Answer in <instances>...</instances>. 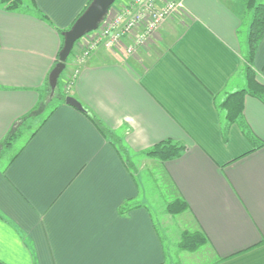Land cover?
I'll use <instances>...</instances> for the list:
<instances>
[{
	"label": "crops",
	"instance_id": "1",
	"mask_svg": "<svg viewBox=\"0 0 264 264\" xmlns=\"http://www.w3.org/2000/svg\"><path fill=\"white\" fill-rule=\"evenodd\" d=\"M20 1L16 10L0 5V145L33 129L0 163V264H166L151 210L137 201L145 172L187 204L163 224L173 218L180 235L205 236L192 254L264 264V103L244 100L255 144L236 124L224 136L218 109L246 87L252 12L242 0H168L182 9L149 42L145 64L98 49L67 94L85 113L46 87L60 32L89 0ZM128 2L117 0L108 16ZM88 38L75 44L77 58ZM251 67L264 85V34ZM167 140L185 151L166 162L145 156Z\"/></svg>",
	"mask_w": 264,
	"mask_h": 264
},
{
	"label": "trees",
	"instance_id": "2",
	"mask_svg": "<svg viewBox=\"0 0 264 264\" xmlns=\"http://www.w3.org/2000/svg\"><path fill=\"white\" fill-rule=\"evenodd\" d=\"M91 1L92 0L88 1L86 7L91 3ZM242 3L247 10L252 12V20H251L250 29L248 33V40H247L248 52L245 57L246 87L243 90H239L231 94H227L222 100V102L219 104L218 109L224 113V120H225V125L223 127L224 136L226 135L228 127L233 124H236L240 127V129L242 130L244 135L250 140V142L255 144V142L250 137L247 127L244 125L242 121V116H243L245 97L247 96L254 97L260 100L262 103H264V85L257 81L256 74L251 67L252 59L255 54L257 45L264 34V3H261L258 0H242ZM0 5H4L8 10H16L20 8L21 1L0 0ZM86 7L84 8V10L86 9ZM63 32L64 31H61L60 34H62ZM46 92L50 94V89L48 85L46 87ZM52 96H53V100L58 99L60 101H64L65 98L67 97V95L64 96L57 90H55ZM15 136L16 135L14 133L10 134L1 143V146L5 149H9L15 139ZM259 145L262 146V144ZM184 151H185V147L167 140L153 146L150 150H148L145 153V156L160 162H166L178 158ZM126 162H128V164L130 163L129 160H127ZM187 208H188L187 204L184 201L178 199L169 202L166 205L165 212L168 215L175 216L183 213L184 211L187 210ZM205 243H206V238L203 234L198 232H193V233L183 232L181 235V240L178 244V248L180 251H184V252H195L196 250L201 248Z\"/></svg>",
	"mask_w": 264,
	"mask_h": 264
},
{
	"label": "built area",
	"instance_id": "3",
	"mask_svg": "<svg viewBox=\"0 0 264 264\" xmlns=\"http://www.w3.org/2000/svg\"><path fill=\"white\" fill-rule=\"evenodd\" d=\"M181 9L182 4L178 1L129 0L114 15L107 14L82 47L72 82L79 74L80 65L98 49L133 56L155 38L167 19Z\"/></svg>",
	"mask_w": 264,
	"mask_h": 264
},
{
	"label": "rangeland",
	"instance_id": "4",
	"mask_svg": "<svg viewBox=\"0 0 264 264\" xmlns=\"http://www.w3.org/2000/svg\"><path fill=\"white\" fill-rule=\"evenodd\" d=\"M117 1V0H116ZM115 1V2H116ZM115 4V3H114ZM158 36V35H156ZM154 44H147L145 45L141 51L135 54L132 59H136L141 64H145L152 59V56L155 52ZM120 54V53H119ZM77 47L73 48L71 55L68 57L66 61V68L61 74L57 91L60 92L62 95L66 96L69 93L73 74L75 70H77L76 62H77ZM121 55H127L124 52H121ZM128 56V55H127ZM75 62V66L71 67V63ZM56 103H52L47 105V109L44 113H48L49 110L55 105ZM43 113V115H44ZM33 128H28L27 130L24 129L22 131L14 132L15 139L11 144L9 149H5L0 145V163H6L8 160L19 150V148L26 142L29 138L30 133L32 132ZM140 196L137 199L139 203H143L146 206H149L152 216L154 218V222L156 224L158 233L160 234L166 252V264H208L211 262L210 257L205 255H199L200 252L192 254L191 252H184L180 251L178 248V244L181 240L180 235V227L181 222L178 220H167L165 224L164 218L166 219V204L171 201V195L164 191L163 186L159 183L156 176L152 174V172H145L140 175Z\"/></svg>",
	"mask_w": 264,
	"mask_h": 264
},
{
	"label": "water",
	"instance_id": "5",
	"mask_svg": "<svg viewBox=\"0 0 264 264\" xmlns=\"http://www.w3.org/2000/svg\"><path fill=\"white\" fill-rule=\"evenodd\" d=\"M115 1L116 0H92L81 15L74 21L72 26L61 34L62 47L58 53V60L47 79V85L51 94H53L58 87L59 78L66 68V61L75 44L98 28ZM64 103L79 112L85 113L81 104L73 97L67 96Z\"/></svg>",
	"mask_w": 264,
	"mask_h": 264
}]
</instances>
